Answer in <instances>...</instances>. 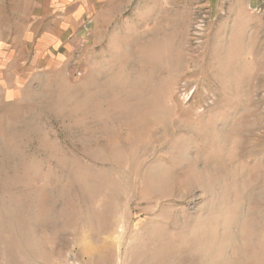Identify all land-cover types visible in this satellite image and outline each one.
I'll use <instances>...</instances> for the list:
<instances>
[{
	"label": "rangeland",
	"instance_id": "1",
	"mask_svg": "<svg viewBox=\"0 0 264 264\" xmlns=\"http://www.w3.org/2000/svg\"><path fill=\"white\" fill-rule=\"evenodd\" d=\"M0 264H264V0H0Z\"/></svg>",
	"mask_w": 264,
	"mask_h": 264
}]
</instances>
